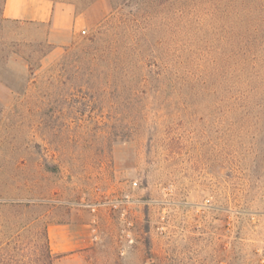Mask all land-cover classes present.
<instances>
[{"label": "rangeland", "instance_id": "374dc122", "mask_svg": "<svg viewBox=\"0 0 264 264\" xmlns=\"http://www.w3.org/2000/svg\"><path fill=\"white\" fill-rule=\"evenodd\" d=\"M3 1L0 264H264V109L212 89L209 0H103L62 45Z\"/></svg>", "mask_w": 264, "mask_h": 264}, {"label": "trees", "instance_id": "16d2710c", "mask_svg": "<svg viewBox=\"0 0 264 264\" xmlns=\"http://www.w3.org/2000/svg\"><path fill=\"white\" fill-rule=\"evenodd\" d=\"M255 4V14L248 16L243 0H209V33L197 34L195 39L210 45L212 89L238 98L258 97L257 108L263 110L264 64L257 60L264 57V0ZM184 77L183 81L192 80Z\"/></svg>", "mask_w": 264, "mask_h": 264}, {"label": "crops", "instance_id": "0c3cea01", "mask_svg": "<svg viewBox=\"0 0 264 264\" xmlns=\"http://www.w3.org/2000/svg\"><path fill=\"white\" fill-rule=\"evenodd\" d=\"M104 4L103 0H95L79 12L76 0H4L2 16L6 21L33 29L32 35L39 42L62 45L79 28L91 24L97 14L102 15ZM70 233L69 227L63 226L64 244L70 242ZM48 235L51 243H60V231L48 230Z\"/></svg>", "mask_w": 264, "mask_h": 264}, {"label": "built area", "instance_id": "2783aa9c", "mask_svg": "<svg viewBox=\"0 0 264 264\" xmlns=\"http://www.w3.org/2000/svg\"><path fill=\"white\" fill-rule=\"evenodd\" d=\"M117 207H118V203L117 202L116 203H112V208L116 209ZM91 209H92L93 212L95 211L94 207H92ZM130 242H132V241H130Z\"/></svg>", "mask_w": 264, "mask_h": 264}]
</instances>
